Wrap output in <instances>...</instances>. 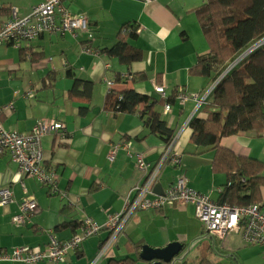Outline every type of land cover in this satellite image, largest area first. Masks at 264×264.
Masks as SVG:
<instances>
[{
    "label": "crops",
    "instance_id": "0c3cea01",
    "mask_svg": "<svg viewBox=\"0 0 264 264\" xmlns=\"http://www.w3.org/2000/svg\"><path fill=\"white\" fill-rule=\"evenodd\" d=\"M44 1L0 0V28L11 18L12 10L27 17L34 6ZM204 2L67 0L63 5L73 15H87L90 31L96 36L94 43H87V32L57 31L21 47L11 43L0 47V108L14 104L12 110L1 113L0 121L22 134L32 133L38 123L47 120L65 125L60 133L42 140L45 166L55 174L54 189L36 177L23 175L10 153L0 149V190L9 187L13 193L12 203L0 205V251L10 253L22 247L42 251L53 237L66 241L80 233L86 218L103 226L110 217L124 215L135 198V187L145 178L137 165L139 154L150 170L164 161L155 186L160 184L165 193L177 178L185 176L193 190L219 202L226 177L214 172L213 152L198 154L189 127L204 104L201 99L208 97L213 87L193 71L198 57L210 51L198 21L189 17ZM128 22L140 25L138 40L131 42L141 49L140 60L123 65L105 53L85 51L86 45L92 50L99 47L100 52L111 48L120 28ZM69 73L93 83L91 109L80 97H70L75 79ZM136 73H144L147 78L136 84L126 79L125 86L117 84L115 88H133L164 101L175 95V101L168 103L171 112H165L166 103L159 107L175 130L170 163H165L166 144L149 134L138 117L114 113L106 107L112 90L108 82L115 81L118 75ZM155 87H165L166 97L157 94ZM181 89L189 95H200V102L191 100L182 106L176 97ZM222 146L239 157L264 164V135L232 136L223 139ZM114 148L117 154L110 161ZM174 158L179 160L178 165L173 164ZM154 194L157 195L155 191ZM28 200H34L38 209L28 213L25 222L16 224L14 217L22 213L21 205ZM258 205L264 207V186ZM176 242L183 250L174 264H189L191 258L195 264H264V245L245 244L238 234H229L223 240L213 238L198 221L195 206L184 203L136 211L118 231L104 229L86 239L63 264H109L128 256L137 258L145 246L163 249ZM135 244L142 246L139 249ZM139 264L152 263L141 259Z\"/></svg>",
    "mask_w": 264,
    "mask_h": 264
},
{
    "label": "trees",
    "instance_id": "16d2710c",
    "mask_svg": "<svg viewBox=\"0 0 264 264\" xmlns=\"http://www.w3.org/2000/svg\"><path fill=\"white\" fill-rule=\"evenodd\" d=\"M194 12L210 51L198 57L193 71L216 85L202 104L200 113L189 123L191 140L199 155L214 153L213 170L226 177L218 203L234 207L258 204L264 186V164L235 155L222 146V140L232 136L260 138L264 135V44L238 61L264 38V0H205ZM139 29V23L128 22L120 28L117 42L111 48L101 52L99 47L93 50L116 58L123 65H131L143 56L141 49L131 43L138 40ZM86 41L94 43L95 34ZM235 62V67L226 73ZM68 76L75 79L70 97H80L84 100L83 104L91 109L93 83L76 79L72 73ZM146 78L144 73L125 77L118 75L114 89L108 94L106 107L114 113L138 117L149 134L159 137L166 144L165 163H170L176 144L175 130L163 118L159 107L173 103L175 95L164 101L133 88L122 91L115 88L117 84L124 85L127 80L136 84ZM135 246L140 249L142 245ZM140 261L139 251L137 258L128 256L112 260L109 264H139Z\"/></svg>",
    "mask_w": 264,
    "mask_h": 264
},
{
    "label": "built area",
    "instance_id": "2783aa9c",
    "mask_svg": "<svg viewBox=\"0 0 264 264\" xmlns=\"http://www.w3.org/2000/svg\"><path fill=\"white\" fill-rule=\"evenodd\" d=\"M67 0H45L32 8L27 17L19 16L16 10H12L9 20L0 28V46L11 43L20 47L23 43L32 41L43 34L62 32L64 34H76L87 32L89 38H93L90 31V21L85 14L73 15L63 3ZM152 1V0H144ZM264 44V38L252 48L257 49ZM86 52L94 50L85 47ZM97 53V52H94ZM246 54L240 57L242 60ZM112 89L114 81L108 82ZM157 94L166 97L165 87H155ZM29 97H34L29 94ZM177 99L184 106L192 101L200 102V95L186 94L183 89L177 93ZM207 99H201L202 103ZM14 104L10 103L0 108V115L4 110H12ZM172 108L165 105V112L169 113ZM65 129V125L54 120L38 123L32 133L22 134L8 129L0 121V149L8 151L11 159L26 176L36 177L39 182L52 189L56 187L54 172L45 166L42 140L50 134H58ZM117 148L110 151L109 160L114 161ZM179 160L174 158L173 164L178 165ZM137 165L145 175L144 181L135 187V198L129 204L124 215L112 216L105 225L101 226L91 218L84 219L81 232L66 241L52 238L46 249L34 252L30 247L14 249L12 252L0 251V262H20L24 264H36L39 262H52L63 264L68 254L78 249L88 238L98 234L104 229L118 231L124 221L136 211H144L153 208L172 206L176 203L192 204L195 206L197 219L204 225L206 231L214 238L225 239L229 234H238L245 244L264 245V207L254 204L247 207H234L229 204H220L213 201L209 195L193 190L189 186V180L185 176L176 179L174 185L164 195L154 194L156 179L164 161L150 170L143 155H137ZM153 196V198L151 197ZM13 202V193L9 187L0 190V205L6 206ZM38 205L34 200H28L21 205L22 213L14 217V222H25L27 214L35 212Z\"/></svg>",
    "mask_w": 264,
    "mask_h": 264
},
{
    "label": "water",
    "instance_id": "95a60500",
    "mask_svg": "<svg viewBox=\"0 0 264 264\" xmlns=\"http://www.w3.org/2000/svg\"><path fill=\"white\" fill-rule=\"evenodd\" d=\"M252 51H253V48H250L245 54L248 55ZM236 64L237 62L232 64L229 67V69L226 71V73H228L232 68H234ZM226 73H224L223 76ZM215 85L216 84L213 85L212 90ZM154 191L159 196H162L165 194L160 184L155 186ZM182 250H183V246L178 242L172 243L163 249H153L149 246H145L142 249L140 258L142 259V261L152 263V264H174L177 256L180 255Z\"/></svg>",
    "mask_w": 264,
    "mask_h": 264
},
{
    "label": "rangeland",
    "instance_id": "374dc122",
    "mask_svg": "<svg viewBox=\"0 0 264 264\" xmlns=\"http://www.w3.org/2000/svg\"><path fill=\"white\" fill-rule=\"evenodd\" d=\"M189 17H190V19H193V21L195 22V23H197V21H198V23H199V18L196 16V14H195V12L193 13H191V14H189ZM199 25H200V23H199ZM201 27V26H200ZM201 30H202V28H201ZM203 33V32H202ZM204 35V34H203ZM199 221V220H198ZM189 264H195V261H194V258H191L190 259V261H189Z\"/></svg>",
    "mask_w": 264,
    "mask_h": 264
},
{
    "label": "bare ground",
    "instance_id": "6f19581e",
    "mask_svg": "<svg viewBox=\"0 0 264 264\" xmlns=\"http://www.w3.org/2000/svg\"><path fill=\"white\" fill-rule=\"evenodd\" d=\"M214 238V237H213ZM215 239H218V238H215ZM220 240V239H219Z\"/></svg>",
    "mask_w": 264,
    "mask_h": 264
}]
</instances>
